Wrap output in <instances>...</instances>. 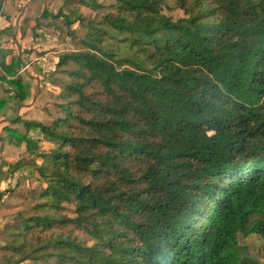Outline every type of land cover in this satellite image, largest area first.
<instances>
[{"label":"trees","instance_id":"trees-1","mask_svg":"<svg viewBox=\"0 0 264 264\" xmlns=\"http://www.w3.org/2000/svg\"><path fill=\"white\" fill-rule=\"evenodd\" d=\"M163 3L94 0L110 11L59 55L61 115L29 124L59 146L24 138L45 186L8 231L16 264H263L240 242L264 239V0Z\"/></svg>","mask_w":264,"mask_h":264},{"label":"crops","instance_id":"crops-1","mask_svg":"<svg viewBox=\"0 0 264 264\" xmlns=\"http://www.w3.org/2000/svg\"><path fill=\"white\" fill-rule=\"evenodd\" d=\"M7 1L4 2L5 10L0 11V235L7 234L9 237L11 217L8 216L7 188L10 182L25 173L26 158L33 152L37 153L36 150L27 149L24 138L38 142L39 145L43 143L40 129H34L29 124H47L56 119H52L51 105L47 104V100L42 101V96L49 91L58 95L61 90L59 86L55 89L49 86L53 83L49 81L52 68L45 66V62L50 53L41 54V36L37 34L42 31L40 26L43 19L53 15L52 11L45 9V3L49 0H19L25 3L26 8L23 10L16 9L17 2L10 5ZM78 3L87 4L83 0ZM89 4L95 6L94 0ZM38 5L42 8L38 9ZM59 12H62L60 16H81L79 9H71L67 14L61 9L54 12L56 14L53 17ZM24 30L32 31L29 41L20 40ZM8 31L10 35L7 34ZM2 64L8 71L2 68ZM11 171H14L13 178L10 176ZM19 179L22 184L27 182L25 178ZM241 245L264 264L263 238L254 234L242 238Z\"/></svg>","mask_w":264,"mask_h":264},{"label":"rangeland","instance_id":"rangeland-1","mask_svg":"<svg viewBox=\"0 0 264 264\" xmlns=\"http://www.w3.org/2000/svg\"><path fill=\"white\" fill-rule=\"evenodd\" d=\"M7 0H0V11L5 10L4 2ZM78 1L80 0H49L45 3V9L49 12L52 11L53 15L56 14L59 10H63L65 14H67L71 9H79L81 12V18L79 20L73 21L70 25L67 22V19L63 16L54 18L53 15L49 16L46 19H43L41 23V33H37L38 36L40 35L41 39L40 49L41 54L50 53L47 56V61L45 62V66L51 67V71L49 74V81H53L50 84V88L55 89L56 86L60 87V90L63 87V82L66 79V74L64 72V67L59 68L57 66L58 57L61 53L67 51H80L84 48L83 40L86 37L87 31L92 23H96L102 20L103 16L107 14L110 9L108 7L98 8L95 6H91L89 3L93 0H83L86 3L79 4ZM103 0H97L98 3L102 2ZM164 7L163 12L167 15L173 17V19H178L183 17L184 14L181 9L177 8L176 0H163ZM8 4L11 5L12 2H17L18 10L25 9V3L23 1L20 2L19 0H8ZM42 8L41 5H38V9ZM56 12V13H54ZM51 14V13H50ZM32 19V17H31ZM30 19V20H31ZM10 31L7 32L9 34ZM112 33L117 37H122V34L118 32L112 31ZM10 35V34H9ZM32 35V31L24 30L21 32L20 40L22 41H29ZM10 37V36H8ZM111 39L109 40V42ZM114 44L117 52L119 54H127L128 53V45L125 43H116L113 40L111 41ZM39 55L40 52H37ZM52 77V79H50ZM57 93H53L52 91L47 92L45 96H42V101H48V105L50 106V110H52V119L58 118L61 115V111L59 108V104L62 103L56 95ZM45 104V103H44ZM59 145L50 142H43L39 145L38 151L50 152L51 150H56ZM43 159L36 156V153L33 152L26 158V166L27 169L25 173H23L20 177L18 176L15 181L9 183L7 188V195L8 196V204H9V217H11V221L9 223V229L11 228L14 221H17V214L22 212L24 214H35L33 206L35 204L34 198L39 193L40 189L45 186V183L40 181L37 176L36 169L42 164ZM27 173V174H26ZM11 178L15 177L14 171L10 173ZM27 179V182L20 181V179ZM19 185L21 187L19 188ZM15 186V187H14ZM17 187L19 189H17ZM14 206V207H11ZM64 210L61 211L62 216L67 217H74L73 206L67 203L63 204ZM56 234L65 233V234H72L73 237L78 238L81 242L85 245H91L93 243L92 238L84 231L72 226L66 227H55L53 231ZM27 236H33L36 238L46 237L51 232H39L35 233L28 232ZM7 235V234H6ZM6 235H0V262L2 264H16L22 256L21 252H16L13 250V237H7ZM242 240V238H241ZM241 243V242H240ZM28 249V248H27ZM250 255L254 256L252 252H249ZM32 262L34 264H58L56 257H43L37 260H25L24 262H20L19 264H27Z\"/></svg>","mask_w":264,"mask_h":264}]
</instances>
